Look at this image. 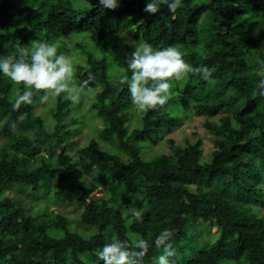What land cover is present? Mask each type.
Wrapping results in <instances>:
<instances>
[{
	"label": "trees",
	"instance_id": "trees-1",
	"mask_svg": "<svg viewBox=\"0 0 264 264\" xmlns=\"http://www.w3.org/2000/svg\"><path fill=\"white\" fill-rule=\"evenodd\" d=\"M147 2L0 0V55L42 40L71 59L77 84L94 77L78 104L36 93L14 111L24 89L0 74V264H102L95 252L117 237L147 240L143 264H156L164 229L174 233L171 264H264V98L253 96L264 77V0H181L174 14L161 5L154 15ZM142 41L176 46L209 80L190 74L163 107L137 111L122 81ZM84 114L97 134L76 147ZM193 116L205 118L207 154L199 137L165 138Z\"/></svg>",
	"mask_w": 264,
	"mask_h": 264
},
{
	"label": "clouds",
	"instance_id": "clouds-1",
	"mask_svg": "<svg viewBox=\"0 0 264 264\" xmlns=\"http://www.w3.org/2000/svg\"><path fill=\"white\" fill-rule=\"evenodd\" d=\"M99 4L115 10L118 0H99ZM161 5H167L169 12L174 14L180 8L181 0H148L144 11L154 15ZM126 64L122 83L128 85L132 106L142 113L163 107L171 95L173 82L185 80L190 74H199L204 80H209L211 75L207 67L194 68L185 62L183 53L176 46L154 49L146 41L136 44ZM0 74L24 89L12 105L14 111L23 104L30 105L36 93H43L41 103H45L50 95H65L73 104H78L83 91H92L89 84L94 79L89 74L77 84L71 59L58 53L53 44L42 40L34 41L31 50L21 46L16 55H0ZM253 96L264 98V77L257 83ZM133 215L137 220L141 219L139 210H134ZM173 235L171 230L164 229L156 237L155 246L162 250L156 264H171L170 258L176 255L170 242ZM148 249L149 242L142 237L134 245L117 237L105 243L95 255L102 264H143Z\"/></svg>",
	"mask_w": 264,
	"mask_h": 264
},
{
	"label": "rangeland",
	"instance_id": "rangeland-1",
	"mask_svg": "<svg viewBox=\"0 0 264 264\" xmlns=\"http://www.w3.org/2000/svg\"><path fill=\"white\" fill-rule=\"evenodd\" d=\"M124 32L122 31L120 33V37L122 38V36L125 37H131V34H123ZM85 102V101H83ZM87 103V102H86ZM82 104L78 105V109L81 110L82 109ZM40 106L36 107V111L40 112ZM41 116L44 117L45 112H40ZM82 115V114H81ZM86 116V117H85ZM84 120H85V124L84 126H86L85 128H83L82 130L84 131L85 136L80 133L76 135V147H79L80 145H82L86 139L89 138H94L95 135L97 134V126H98V121L97 119H94L93 116H87L84 114ZM204 117H196L193 116L192 118H186L183 120L182 124L178 127H175L170 133H167L165 135V138L167 137H172L176 144H180V145H184L185 144V139L188 138L189 140H195L197 137L202 139V143H203V154H207L208 152H210L211 150V146H212V141H211V136L210 134L207 132V129L203 126V122H204ZM49 125V124H48ZM80 126V132H81V126ZM78 126V127H79ZM198 134V135H197ZM5 137H3L2 135H0V147L3 146ZM165 139L162 140V145L159 147L161 151L169 153L170 150L168 148L167 143H164ZM155 149H157V147H155ZM71 152H73V150H71ZM10 195H12V192H9ZM103 196V193L98 189L94 192H92L91 194V198H96V197H101ZM25 204H29V200H25L24 201ZM50 209H52L55 212H62L65 216H77L79 210H75L72 204H67L66 206H61V205H57V204H52ZM264 211L263 208H260V212L262 213ZM216 228L212 229V232H215Z\"/></svg>",
	"mask_w": 264,
	"mask_h": 264
},
{
	"label": "water",
	"instance_id": "water-1",
	"mask_svg": "<svg viewBox=\"0 0 264 264\" xmlns=\"http://www.w3.org/2000/svg\"><path fill=\"white\" fill-rule=\"evenodd\" d=\"M80 198H81V196H80Z\"/></svg>",
	"mask_w": 264,
	"mask_h": 264
}]
</instances>
